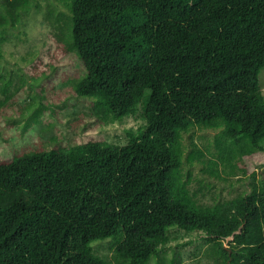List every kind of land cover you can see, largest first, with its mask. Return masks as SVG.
Wrapping results in <instances>:
<instances>
[{
    "label": "trees",
    "instance_id": "16d2710c",
    "mask_svg": "<svg viewBox=\"0 0 264 264\" xmlns=\"http://www.w3.org/2000/svg\"><path fill=\"white\" fill-rule=\"evenodd\" d=\"M31 4L0 0L3 24ZM46 17L57 51L82 63L70 92L103 118L140 104L145 126L123 145L89 139L0 159V264H113L93 250L107 239L124 264H148L172 228L202 235L212 264H264V178L200 203L182 143L195 126L214 129L215 151H191L190 165L264 166V0H66Z\"/></svg>",
    "mask_w": 264,
    "mask_h": 264
},
{
    "label": "rangeland",
    "instance_id": "374dc122",
    "mask_svg": "<svg viewBox=\"0 0 264 264\" xmlns=\"http://www.w3.org/2000/svg\"><path fill=\"white\" fill-rule=\"evenodd\" d=\"M31 9L15 26L3 24L0 5V159L12 158L35 148H54L89 139L123 145L143 129L145 120L139 104L136 112L121 119L96 116L90 99L73 95V73L82 72V63L74 52L60 54L54 28L46 17L52 7L62 10L66 0H30ZM264 94V67L259 73ZM217 130L193 127L183 133L184 169L190 179L188 189L198 202L211 204L247 191L253 181L264 178V166L243 173H209L200 162L192 165L186 155L200 149L205 156L215 151ZM192 163V161H191ZM252 171L255 175L252 177ZM114 241L93 243V250L113 264H124L113 253ZM228 246V242H224ZM148 264H212L210 243L196 231L168 230V240ZM173 263V262H172Z\"/></svg>",
    "mask_w": 264,
    "mask_h": 264
},
{
    "label": "water",
    "instance_id": "95a60500",
    "mask_svg": "<svg viewBox=\"0 0 264 264\" xmlns=\"http://www.w3.org/2000/svg\"><path fill=\"white\" fill-rule=\"evenodd\" d=\"M233 234H234V233H232L231 235H229L227 238L232 239V238H233Z\"/></svg>",
    "mask_w": 264,
    "mask_h": 264
}]
</instances>
